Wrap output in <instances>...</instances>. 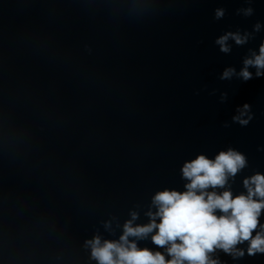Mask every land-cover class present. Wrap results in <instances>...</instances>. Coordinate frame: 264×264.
I'll return each instance as SVG.
<instances>
[{"label": "water", "instance_id": "obj_1", "mask_svg": "<svg viewBox=\"0 0 264 264\" xmlns=\"http://www.w3.org/2000/svg\"><path fill=\"white\" fill-rule=\"evenodd\" d=\"M226 32L252 36L223 53ZM261 42L264 0H0V264H96L85 241L118 239L133 210L147 223L152 196L183 191L198 154L243 153L229 184L244 192L264 174V76H220Z\"/></svg>", "mask_w": 264, "mask_h": 264}, {"label": "clouds", "instance_id": "obj_2", "mask_svg": "<svg viewBox=\"0 0 264 264\" xmlns=\"http://www.w3.org/2000/svg\"><path fill=\"white\" fill-rule=\"evenodd\" d=\"M250 2V0H249ZM250 16L252 8L240 9ZM225 15L223 8L215 10V18ZM261 25H254V32ZM252 33L226 32L215 43L223 53L231 51L229 40L238 46L248 43ZM264 76V42L258 51L250 50L243 66L236 71L228 67L221 80L237 76L249 81ZM227 93L221 94V100ZM234 122L247 126L252 120L250 105L237 108ZM227 126V125H225ZM247 158L233 148L219 151L214 158L198 154L187 160L181 168L184 190L165 188L151 198L145 212L147 223L137 224L139 213L130 211L122 225L118 239H102L96 234L85 241L90 258L96 264H222L218 253L241 259L247 254H264V174L256 172L243 179L244 192L234 194L229 181L247 166ZM105 229L110 221L103 222ZM150 237L155 249L140 247L138 242ZM246 244V249L241 245Z\"/></svg>", "mask_w": 264, "mask_h": 264}]
</instances>
